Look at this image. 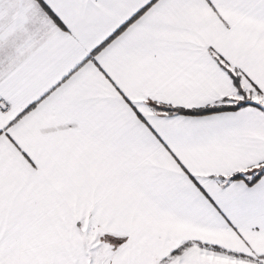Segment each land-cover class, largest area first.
<instances>
[{"label": "snow or ice", "instance_id": "1", "mask_svg": "<svg viewBox=\"0 0 264 264\" xmlns=\"http://www.w3.org/2000/svg\"><path fill=\"white\" fill-rule=\"evenodd\" d=\"M0 264H264V0H0Z\"/></svg>", "mask_w": 264, "mask_h": 264}]
</instances>
